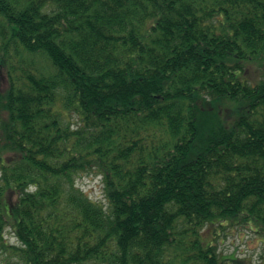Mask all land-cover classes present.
<instances>
[{
    "label": "trees",
    "instance_id": "1",
    "mask_svg": "<svg viewBox=\"0 0 264 264\" xmlns=\"http://www.w3.org/2000/svg\"><path fill=\"white\" fill-rule=\"evenodd\" d=\"M227 225L264 238V0H0L4 264H253Z\"/></svg>",
    "mask_w": 264,
    "mask_h": 264
},
{
    "label": "rangeland",
    "instance_id": "2",
    "mask_svg": "<svg viewBox=\"0 0 264 264\" xmlns=\"http://www.w3.org/2000/svg\"><path fill=\"white\" fill-rule=\"evenodd\" d=\"M247 78L254 84L255 80L260 77L259 74L254 75L249 72ZM100 179V176L89 173L77 178L76 185L93 201L105 203ZM205 236L214 238V244L223 258H229L232 254H235V257L251 261L253 264H258L264 260V238L256 235L247 226L227 225L224 230L216 231L207 229ZM6 239L11 243L15 241L9 233L6 234ZM3 259L4 256H0V264H4Z\"/></svg>",
    "mask_w": 264,
    "mask_h": 264
}]
</instances>
